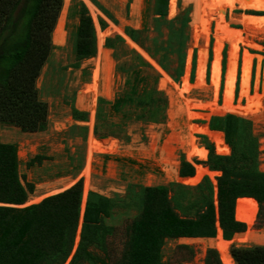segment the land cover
<instances>
[{
  "label": "rangeland",
  "instance_id": "rangeland-1",
  "mask_svg": "<svg viewBox=\"0 0 264 264\" xmlns=\"http://www.w3.org/2000/svg\"><path fill=\"white\" fill-rule=\"evenodd\" d=\"M169 1L171 11L173 5L176 4L175 11H172L175 16L172 18L168 16V0H66L65 3L63 0L64 20L60 28L61 43L53 42L52 30L50 41L53 47L35 81L38 98L47 105V128L42 131H23L14 123L9 122L0 126V142L12 143L16 147L21 183L25 186L28 182L33 184V191L27 192L26 200L33 195L47 192L61 178H75L70 187L80 180L82 197L83 169L88 136L89 133L91 134L95 152L90 162L88 180L92 187L85 191L75 242L69 257L63 264L69 263L79 243L84 207L90 191L120 202L130 201L134 198L133 193L138 191L139 185L156 186L176 182L194 186L206 176L212 183L213 201L217 206V178L221 175V171L211 170L206 161L211 149L215 154H230L231 150L224 140V133L219 130L218 118L232 113L215 111L208 114L204 104L206 100L213 104H219L222 101L223 72H225L231 41L229 38H223L220 50L221 74L217 81L215 94L211 99L209 73L215 41L211 33L213 23L211 20L216 17L212 14L206 30L208 60L203 79H200L201 90L193 93L201 98L202 102L188 110V120L181 95L196 80L200 82L196 75L197 47L201 44L200 41L198 42L200 1H196L194 11L192 2L189 0ZM222 1L228 8L233 9L224 13L226 14L224 18L228 20V23L234 27H241V32L246 35L250 32L253 36V42L250 41L251 44L247 42L252 45L251 47L244 46L241 42L233 45L234 49L230 50L231 61L233 60L232 77L230 78L232 84H229L230 91L226 93V101L229 103L235 100L242 101L244 96H251L255 93L256 97L261 96L264 114V17L255 16H264V4L257 3V6L247 0ZM79 2L84 3L88 13L90 11L92 23L94 20L97 28L104 32L103 45L99 50L97 83H94L96 54L81 60L77 66L75 64L71 32L78 18L71 13V9ZM61 9L59 14H61ZM241 13L248 14L246 16V23L250 20L248 25L241 26L237 23ZM93 26L95 29V24ZM130 28L140 31L138 41L128 34ZM108 37L113 38L114 47H106L105 42ZM238 40L246 42L241 37ZM243 46L248 58L246 66L248 69L241 81V90L238 89L235 94L240 50ZM104 53L107 58L105 57L106 60L101 69V57ZM142 62L148 63L159 76L157 88L162 90L167 98L165 118L161 122L130 119L125 124L118 125L121 119L110 113V103L114 96L123 90L128 77L127 72L119 71L118 68L123 66L130 71L129 69L143 64ZM250 86H252L251 90ZM74 108L85 112V117L76 118L72 113ZM251 122L252 133L257 138L260 151L258 168L264 171V119L258 123ZM188 125L193 127V136L189 141ZM203 125L208 128L206 133L202 129ZM211 137H216L220 141L221 149L217 153L214 151ZM188 146L190 161L186 160ZM204 148L203 159L194 158V155L201 154ZM37 154L45 156V159L41 163L28 166L27 162ZM181 161L192 165L193 175L197 165L216 173H212L211 176L201 175L193 182L167 177L164 170L173 168L171 165L176 163L178 165L174 169L178 170L179 175ZM53 194L56 193H47L43 198ZM172 194L173 192H169V196ZM195 195L196 193L191 191L187 197L193 199ZM30 204L33 203L27 205ZM251 205H254L252 209L239 212L242 215L250 214V218L246 217L249 224L243 222L245 230L248 225L250 226L245 235H242L243 243L229 244L225 256L217 252L221 264H228L229 252L233 246L246 248L264 245V224L260 222L261 208L257 202ZM137 213V205L131 204L128 207L114 208L112 215L106 219L108 224L115 227L113 236L108 239L109 247L112 249L111 256L119 254L124 239V227ZM220 236L222 237V233ZM181 244H186L191 248L180 247ZM208 248L213 247H205L198 240L168 238L161 249V261L162 264H204ZM93 252L104 257V253L98 248H93ZM83 264L101 263L86 261ZM233 264H236L234 259Z\"/></svg>",
  "mask_w": 264,
  "mask_h": 264
},
{
  "label": "trees",
  "instance_id": "trees-1",
  "mask_svg": "<svg viewBox=\"0 0 264 264\" xmlns=\"http://www.w3.org/2000/svg\"><path fill=\"white\" fill-rule=\"evenodd\" d=\"M62 4L63 0H0V126L9 122L23 131L47 128V105L38 98L35 81L53 47L50 34L57 24ZM71 13L78 18L71 32L77 66L81 60L95 55L97 41L84 3L75 4ZM139 32L132 28L128 30L136 41ZM105 45L114 47L113 38L108 37ZM105 57L104 53L101 69ZM142 63L143 66L136 65L130 71L123 66L118 68L128 74L123 90L110 103V113L121 119L118 125L130 119L161 122L165 118L167 98L157 88L159 76L148 63ZM72 113L80 119L86 114L75 108ZM218 120L219 130L223 131L231 151L228 155H219L211 149L206 161L211 170L221 171L217 178V206L213 201L212 183L206 176L194 186L176 182L139 185L130 201L120 202L90 191L83 212L80 240L68 264L86 261L162 264L161 249L166 239L215 237L216 221L223 238L231 239L235 233L245 230V223L234 217L237 197L236 203L243 205H251L257 200L262 215L260 222L264 224V171L258 168L260 151L252 133V122L233 114H226ZM210 140L214 151H220V141L216 137ZM204 155L205 148L194 158L203 159ZM43 159L45 156L37 154L27 165L41 163ZM18 163L15 145L0 142V202L22 204L27 192L33 191L32 183L28 182L26 186L21 183ZM177 165L171 167L177 168ZM179 175L192 176V165L181 161ZM191 191L196 193L193 199L187 197ZM169 192L173 194L169 196ZM81 198L79 180L37 203L23 207L0 205V264H63L75 242ZM131 204L137 205L138 213L124 227L119 254L111 256L108 239L113 236L115 227L106 219L114 208ZM179 246L191 248L186 244ZM93 248L102 251L104 257L96 255ZM233 259L236 264H264V245L233 246L228 264H233ZM204 264H221L214 248L206 250Z\"/></svg>",
  "mask_w": 264,
  "mask_h": 264
},
{
  "label": "bare ground",
  "instance_id": "bare-ground-1",
  "mask_svg": "<svg viewBox=\"0 0 264 264\" xmlns=\"http://www.w3.org/2000/svg\"><path fill=\"white\" fill-rule=\"evenodd\" d=\"M121 1H127V0H121ZM174 1H176V0H174ZM189 1L192 2L193 11H194V9L196 7V1H198V0H189ZM199 1H200V5H199L200 6V22H199V31H198V42L200 41L201 44L197 47V68H196V71H197L196 75H197V78L199 80L203 79L202 77H203V74L205 71V67H206L205 65H206L207 60H208L207 45H206L207 40L205 38L207 35V32H206L207 27H208L207 25H208L209 20H210L209 17L212 14H214L216 16L213 20H211V22H213L211 33H213V36L215 39L214 45L212 48L213 58L210 62V73H209V87L211 88V99L213 98V95L215 94L217 81H218L219 75L221 74L220 50H221V44L223 42V38H229L231 41L230 42L231 44L229 45L228 59H227L225 72H223L224 77H223V87H222V89H223L222 101L219 104H213V103H211V101L208 102V100H206V102L204 104V108L209 112L208 114L215 112V111H223L226 113H232L234 115H238L240 117L249 119V120L253 121L254 123H258V122L263 121L264 114H263V105L261 102V96L256 97L255 93H252L251 96H249V95L244 96L242 101L235 100L232 103H229L226 101V93L228 91H230L229 84L230 83L232 84V80L230 78L232 77L231 73H232V61L233 60L231 61L232 53H230V50L234 49L233 45H236L237 43H241V42L243 43L244 46L247 45L248 47H251L252 45H250L251 44L250 41L253 42V39H252L253 36H251L250 32L249 33L247 32L249 35H246V33L241 32L242 31L241 27H239V28L234 27L228 23V20L226 18H224V16L226 15V14L224 15V13L230 12L233 9L228 8L222 0H199ZM247 1L250 3H254V4H257V3H263L264 4V1H262V0H247ZM65 2H66V0H64V3ZM169 2L170 1L168 0V16H169V18H172L175 16V14H172V11L173 12L175 11V5L176 4L173 5L172 11H171ZM257 6H258V4H257ZM206 11H207V13H206ZM89 13H90V11H89ZM63 15H64V11L62 8L61 14L59 15V18L57 21V24H56V26L52 32V40L56 44L61 43V30H60V28H61V26L63 24V20H64ZM91 15H93V14H91ZM247 15L248 14L241 13L237 23L241 24V26L248 25L250 23V20H249V23H246L247 22L246 21ZM193 16L194 15L192 14V19H193ZM255 16L258 18L264 17L262 15H255ZM94 24H95V31L97 29V33H96L97 34L96 35L97 36V51L95 53L96 54V64H95L96 69L94 71L95 72L94 83H97L96 75L98 74L99 52H100L99 50H100V47L103 45L104 32L100 31L97 28L96 23H94V20H93V25ZM252 30H254V29H252ZM256 36H258V34ZM239 37H241L246 42L238 40ZM247 42H249L250 44H248ZM62 43H63V40H62ZM244 46H243V48L241 47L242 49L240 51V57H239L240 61H239V69H238V89H240V90L242 88L241 81H243V78H244L246 71L248 69V68H246V66L248 65V58L245 54L246 49ZM201 80H200V82L196 80V82L191 84L188 87L187 91L181 95V97L184 101V104H185V110L187 113L188 120H189V117H188L189 111L188 110L190 108L193 109L196 106V104L202 102L201 98H198L197 96H195L193 94V93H195L196 90H201V85H202ZM91 117H92V115H91ZM191 126L192 125H188V127H187L188 141L193 136V132H192L193 127H191ZM202 129H203L204 133H206L208 130L206 125H203ZM88 137L89 138H88V142H87L86 161H85V166L83 169L84 182H83V188H82L81 208L83 205V199L85 196L86 189H91V187H92L91 182L88 180V178H89V172H90L89 166H90V162L93 160L92 156L95 152V148H94V143L92 141L93 139H92L90 133H89ZM186 160L190 161L189 146L187 149ZM202 167L197 165L195 174L193 176H186V177H180L178 175V170H176L174 168H167L164 171H165V175H167V177L172 178V179H179V180L184 181V182H193V181L199 179V177L201 175L211 176L212 173H216V172L209 171L208 169L202 168ZM74 180H75V178H66L64 180H58L57 182H55L56 184H54L53 187H51L50 189L48 188L49 190L47 192L31 196V198L26 200L24 202V204H22V205H27L29 203H37L40 200H42L43 197L45 195H47V193H58L60 191H63L65 189H67L68 187H70V185L74 182ZM100 191H102V190H100ZM253 207H254V205H248L247 206V205H243V204H239V203L236 204V213H235L236 219L239 221L248 222V220H246V217H249L250 214L245 213L242 215L239 212H243L242 210H244V209H252ZM247 224H249V222ZM249 229H250V226L248 225L246 230H244L243 232H240V233H235L231 239H223V237L220 236V233H219L220 230L219 229H217L216 236L212 237V238H210V237H202V238L180 237V238L182 240L188 239V241L198 240L203 244V246L213 247L214 249L217 250V252H219L221 255L225 256L228 252L229 244L234 243L235 245H238L240 243H243L244 238L242 237V235L243 234L245 235V233ZM201 249H202V247H201Z\"/></svg>",
  "mask_w": 264,
  "mask_h": 264
},
{
  "label": "water",
  "instance_id": "water-1",
  "mask_svg": "<svg viewBox=\"0 0 264 264\" xmlns=\"http://www.w3.org/2000/svg\"><path fill=\"white\" fill-rule=\"evenodd\" d=\"M241 197H249V196H241ZM238 198V197H237ZM236 198V199H237ZM251 198H253V197H251ZM255 199V198H254ZM256 200V199H255ZM256 202H257V200H256ZM258 203V202H257ZM24 204V203H23ZM0 205H3V206H15V207H18V206H21L22 204H13V203H4V202H0ZM25 206V205H24ZM84 209H85V207H84ZM235 213H236V203L234 204V217H235V219H236V215H235ZM82 222H83V218H82ZM242 222H244V221H242ZM217 229H219L220 230V233H222V229L220 228V226H219V224H216V234H217ZM80 230H81V227H80ZM215 234V235H216ZM223 237V236H222ZM79 239H80V232H79ZM224 239V238H223ZM220 259V258H219Z\"/></svg>",
  "mask_w": 264,
  "mask_h": 264
},
{
  "label": "flooded vegetation",
  "instance_id": "flooded-vegetation-1",
  "mask_svg": "<svg viewBox=\"0 0 264 264\" xmlns=\"http://www.w3.org/2000/svg\"><path fill=\"white\" fill-rule=\"evenodd\" d=\"M241 51V50H240ZM252 89V86H250V90ZM237 92H238V82H237V86H236V88H235V94H237ZM237 97V96H236ZM235 97V98H236Z\"/></svg>",
  "mask_w": 264,
  "mask_h": 264
}]
</instances>
